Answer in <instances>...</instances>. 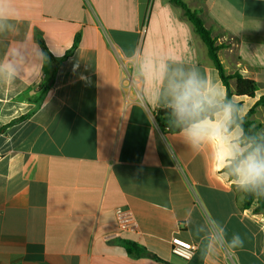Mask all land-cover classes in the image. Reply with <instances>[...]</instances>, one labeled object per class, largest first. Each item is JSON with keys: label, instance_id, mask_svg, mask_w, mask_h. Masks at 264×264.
<instances>
[{"label": "crops", "instance_id": "obj_1", "mask_svg": "<svg viewBox=\"0 0 264 264\" xmlns=\"http://www.w3.org/2000/svg\"><path fill=\"white\" fill-rule=\"evenodd\" d=\"M181 1L221 46L225 74L257 83L254 97L234 95L244 116L264 95V0ZM7 16L0 61L7 52L19 79L0 82V264H264V210L256 212L257 200L244 208L225 170L232 160L156 122L167 79L154 69L172 77L195 65L216 104L227 95L182 6L10 0ZM252 119L263 137L264 107ZM226 145L248 148L239 127L228 128ZM119 207L135 232L117 233ZM234 234L242 247L233 249ZM174 237L197 245L191 260L172 254ZM128 242L144 255L133 256Z\"/></svg>", "mask_w": 264, "mask_h": 264}, {"label": "clouds", "instance_id": "obj_2", "mask_svg": "<svg viewBox=\"0 0 264 264\" xmlns=\"http://www.w3.org/2000/svg\"><path fill=\"white\" fill-rule=\"evenodd\" d=\"M10 0H0V29L11 20L7 16V5ZM6 61H0V82L12 83L19 79L11 64L12 58L5 53ZM167 79L161 93L156 96L157 103L161 96L165 106L170 109L175 125L180 129V135L191 147L206 143L220 149L222 158L235 161L232 176L235 177L234 187L253 194H264V143H257L246 153L226 145L228 128L240 109L227 98L225 94L222 109L213 113L216 107L215 99L207 91L206 78L200 69L192 65L187 71L177 69L175 76L169 77L166 66L154 69ZM216 95L220 92L217 89ZM242 120L243 117L241 116ZM233 249L242 247L243 241L238 234L232 237Z\"/></svg>", "mask_w": 264, "mask_h": 264}, {"label": "trees", "instance_id": "obj_3", "mask_svg": "<svg viewBox=\"0 0 264 264\" xmlns=\"http://www.w3.org/2000/svg\"><path fill=\"white\" fill-rule=\"evenodd\" d=\"M173 3L180 5L183 7L185 15L188 17V19L194 24L196 31L201 36L203 41L208 47L210 58L213 60L216 68L218 69L220 78L224 85L227 87V98L231 100L239 109H241L242 102L241 101H235L234 95L238 97H254L256 94V91L258 90L257 83L247 77H244L240 73H234L231 75H226L223 65L220 61L218 52L220 50L219 45H217V40L212 36V33L206 28L203 19L201 16L195 12L192 11L190 8L187 7L181 0H172ZM81 40V34L78 33L75 37L74 43L72 48L66 53L65 57L72 54L79 46ZM38 41L40 46L43 49L44 54L51 58L52 60H55L54 56L50 53L48 50L43 37L39 34ZM235 79L236 81V89L235 92H232L230 89V80ZM225 103V100H223L221 103L216 104V107L213 109V113H217L222 109L223 104ZM262 106L264 107V95L259 98V100L255 103V105L244 115L242 116L243 119H240V113H236L233 117V120L229 126V129H233L235 127H239L243 131V139L246 142V145H248V148L244 150L243 153H246L247 151L251 150V147L255 146L257 143H264V136L259 137L257 135L258 130L260 129V124H258L255 120L252 119V116L254 114V111L257 107ZM155 118L158 126L161 128V130L166 131L168 133H180V129L175 125L174 123V117L171 115L170 109L167 107H162L156 110L155 112ZM22 119V118H21ZM20 120V119H18ZM235 161H231V163L226 166L225 170L230 172L231 178H235L232 176V169L234 167ZM257 200L258 201V207L256 208V212L260 213L264 210V194H253L248 191H244V208L247 209L251 207L252 203ZM126 247L130 251V253L133 256H142L144 255L145 251L137 246L135 243L128 242L126 244Z\"/></svg>", "mask_w": 264, "mask_h": 264}, {"label": "built area", "instance_id": "obj_4", "mask_svg": "<svg viewBox=\"0 0 264 264\" xmlns=\"http://www.w3.org/2000/svg\"><path fill=\"white\" fill-rule=\"evenodd\" d=\"M117 233L135 232L136 225L132 221L131 214L128 209L119 207L116 209ZM172 254L182 260H191L197 251V245L184 241L178 237H174L171 242Z\"/></svg>", "mask_w": 264, "mask_h": 264}]
</instances>
